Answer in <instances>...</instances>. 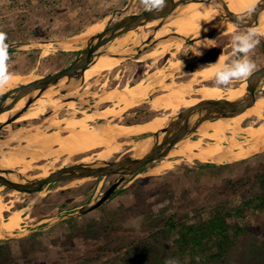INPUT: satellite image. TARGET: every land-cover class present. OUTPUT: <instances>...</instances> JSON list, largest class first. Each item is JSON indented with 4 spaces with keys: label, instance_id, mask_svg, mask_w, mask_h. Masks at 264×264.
Masks as SVG:
<instances>
[{
    "label": "rangeland",
    "instance_id": "rangeland-1",
    "mask_svg": "<svg viewBox=\"0 0 264 264\" xmlns=\"http://www.w3.org/2000/svg\"><path fill=\"white\" fill-rule=\"evenodd\" d=\"M128 1L0 0V31L7 34L9 44L24 40L68 38L73 40L72 44L65 46L42 43L38 46H26L9 51L8 71L14 76L35 75L36 77L68 66L80 50L81 42L76 36L86 30L91 23L104 21L107 26L110 21L118 20L121 15L144 9L141 0H134L133 7H127ZM246 30L248 28H237L231 33H221L214 45L207 49L210 51L215 47L214 50L203 57L196 56L195 60L183 70H179L176 75L170 76L167 81L186 80L194 75L197 69L206 65L205 62L216 59L221 52L227 55L226 62H229L234 57L232 34ZM218 38L220 39L217 43ZM136 45L137 43L131 42L126 47L133 48ZM190 49L191 46L184 44L172 51L176 52V59H179L189 54ZM250 55L256 64L255 69L264 64V36L260 37L259 43ZM154 60L153 57H147L133 58L122 64L120 61L114 62L106 71L76 90L75 94L82 98L84 105L69 107L66 104L57 111V114L61 117L74 114L84 116L85 112L95 110L96 106L103 108L110 105L114 111H118L117 116H110L109 119L97 118L95 122L90 121V123L126 121L141 123L152 119V115L162 111L153 109L150 101L153 102L157 95L165 93L163 88L154 92V99L127 109L123 103L112 100L101 101L99 95L115 86L122 87L128 83L132 86L144 78L148 70L153 72L165 67L163 75L170 72L168 52L157 59L155 68H152L151 63ZM201 83L217 85L215 80ZM233 83L238 85L241 80L232 81L230 84ZM220 86L224 89L231 87V85ZM224 91L226 93V90ZM263 93L264 89L258 95ZM164 113L165 111L159 115ZM45 116L48 117L41 115L39 118L31 119L37 120ZM249 119H255V116L244 119V124ZM27 121L25 127L43 124L44 128L48 129L47 122L43 121L40 124L33 122L28 126ZM259 124L261 123L258 122L255 126ZM49 129L59 131L61 134H69L68 131H62L55 126ZM9 130L10 128L5 129L4 134ZM213 130L210 129V132ZM147 132L152 131L144 133ZM201 135L197 131L192 138L196 139ZM136 136L140 135H133L129 140ZM126 139L116 140L120 143ZM208 142L212 143L214 139L207 137L202 141L204 144ZM0 145L9 155L13 152L17 155L34 148L38 149V146L34 144L30 146L25 140L2 139ZM104 146L96 144L86 149L66 151L55 145L56 151L52 156L45 155L41 159L32 161L29 168L22 164L18 165L22 167L21 169L19 167L14 169H19L20 172L22 170L24 176L33 177L43 172L44 165L53 169L77 160H91L97 157V151ZM122 147L121 151L108 154L105 159L122 157L131 148L129 144H123ZM175 147L169 156L149 163L144 170L129 177L98 208L83 215L65 218L21 238L3 237L5 233L0 235L3 237L0 238V264H264V212H245L242 216H237L236 220L246 226L247 230L240 237H234L233 244L228 243L226 252L221 250L222 254L212 259H202V257L212 252H219L217 247L213 248V251L209 250L199 256H193L191 253L181 252L182 248H188L189 251L191 249L188 244L182 245L179 242L182 225L189 226L210 218L214 208L241 204L243 195L249 190L255 193L264 191L257 180V173L264 164V149L243 158L244 160L206 162L194 154L196 150L174 158L172 154L180 150ZM27 156L26 162L31 159L30 155ZM176 159L178 161H175ZM163 161H168L172 166L157 170L156 168ZM16 164L18 162L12 163L11 168ZM117 178L118 175L113 174L60 181L47 185L34 194L19 190L13 194L15 190L2 185L3 189L0 193L6 196V199L15 198L17 208L25 207L19 227L6 233L27 232L49 218L85 205L97 199ZM8 216L7 211L4 217L8 218ZM42 219L44 221L41 222ZM229 220L234 221L235 218L229 216ZM171 222H175L177 226L172 228Z\"/></svg>",
    "mask_w": 264,
    "mask_h": 264
},
{
    "label": "bare ground",
    "instance_id": "bare-ground-1",
    "mask_svg": "<svg viewBox=\"0 0 264 264\" xmlns=\"http://www.w3.org/2000/svg\"><path fill=\"white\" fill-rule=\"evenodd\" d=\"M226 1L229 7L236 12H244L259 2V0ZM214 14H217V11L212 9L210 6L199 2H193L185 9L181 16L176 17L165 24L158 31L157 35L162 36L175 29L182 34L190 35L192 33L198 32L201 28V23L205 20H209ZM155 23L156 21L150 23L147 28H150ZM105 26L106 24L104 21L93 22L87 27L86 30L78 34L76 37L79 40H84L90 35L100 32L105 28ZM236 29V27L230 26L225 31H222V34L231 33ZM256 29L264 32V27ZM147 34L148 32L143 34V32L140 33L136 30H131L119 38L115 43L109 44L110 50L115 52L127 51L128 47H126V45L128 43H138L141 36H147ZM206 39V37H203L195 44V48L197 47L196 54L198 58L201 56L203 51H208L206 46L211 45V42H207ZM181 46L182 43L180 41H176L175 39H167L159 42L156 47H153L145 52L141 59L153 57L155 60L151 63V67L155 68L157 62L156 60L169 51L171 52L169 62L170 68L176 69L182 66L184 61L181 59H176V55L175 57L172 55V49H176ZM226 57L227 55L224 52H221L216 57V59L206 63L203 68L196 71L194 75L187 78L186 80L160 82V85L162 86L165 93L157 95L156 99L151 102L150 105L157 111L164 110L165 113L163 115H154L152 119L147 121L132 124H126L122 122H99L91 124L90 121L95 122L97 118L106 119L110 116H117L116 114H119L118 111H114L113 107L106 105L104 108H101V110H92L91 112L87 111L85 112L84 116H76V114H74L71 116L61 117L58 114H54L50 117H45L46 119L44 122L49 123L47 126L48 129H45L43 124L34 125L32 127L20 126L17 128L15 135L9 140H25L28 144H30V146L33 144L38 146V149L34 148L33 150H29L26 153L17 155H14V152L10 155L3 152L0 157V165L4 168H11L12 163L18 162V164L14 165L12 168L22 164L29 168L32 161L41 159L45 155L52 156L56 151L54 147L55 145L63 148V150L66 149V151L79 150L82 148L86 149L95 146L96 144L105 145L103 149L97 151V157L101 159H105L108 154L121 151L123 144H129L131 146L130 151L134 150L139 146L140 143L134 140L131 141L129 138H131L133 135H142L146 131H155L162 128L167 122L168 118L177 114L182 108L194 105L204 99L234 98L242 95L245 92V79L241 80V85L227 87L226 89L221 86H211L201 83L202 81L214 80L212 69L215 66H218L220 63L226 62ZM113 59L115 58L103 56L96 65L89 67L85 72V83L90 78L100 73ZM165 70V67L158 68L153 72L148 70L145 77L137 81L132 86H130L129 83L122 87L115 86L110 90H106L103 94L99 95V97H101V101L104 102L106 100H112L123 103L126 109L137 106L146 98H148L151 89L154 87V82L163 76ZM34 76L12 75L11 82L3 91H0V93L5 92L17 84L25 83L36 78ZM222 88L226 90V93ZM75 93L76 90L71 92L70 95H74ZM64 103L68 104L69 107L76 106L75 101L63 102L58 98H53L51 96H47L43 99L41 98L37 101L35 106L31 107L27 113L20 116L15 122H18L21 119L33 114V118H39L46 112L49 106L57 111L63 106ZM263 110L264 93L258 95L256 102L239 115L204 122L198 129V132L202 135L196 139L190 137L182 140L176 145V147H178L180 150L172 155L175 157L184 156L186 152L192 153L194 150H196L194 154L206 162H223L225 160L233 161L249 157L253 153L264 149ZM8 114L9 111L1 114L0 122L5 121L8 117ZM253 115L255 116V119H249L247 120V123L244 124L243 120ZM258 122L261 124L255 126ZM53 126L59 128L62 131L66 130L69 132V134H61L59 131L50 130L49 128ZM210 129L214 130L210 132ZM207 137L214 139V142H208L205 144L202 143V141ZM117 138L127 139L118 143L116 140ZM115 143L116 145H112ZM1 147L3 146L0 145V148ZM148 147L149 143L142 147L140 152L145 151ZM0 151L2 152L1 149ZM27 155H30L31 159L26 162V160H28L26 158ZM168 161H163L162 164H160L156 169L161 170L172 166ZM175 161L178 160L176 159ZM42 167L44 170L39 175L48 174L51 171L50 167L47 165ZM8 176L13 180L18 179L17 175L15 174H8ZM2 189L3 186L0 187V192ZM16 191L17 190H15L13 194H16ZM5 197L6 196H3L0 193V235L6 233L7 231L11 232L15 228L19 227L21 217L25 212V207L17 208L15 206V198L6 199ZM7 211L9 212V216L8 218H5L4 215Z\"/></svg>",
    "mask_w": 264,
    "mask_h": 264
},
{
    "label": "water",
    "instance_id": "water-1",
    "mask_svg": "<svg viewBox=\"0 0 264 264\" xmlns=\"http://www.w3.org/2000/svg\"><path fill=\"white\" fill-rule=\"evenodd\" d=\"M133 1L129 0L127 7H133ZM193 2L203 3L217 11L209 20L201 23L198 32L185 35L176 29L171 32L158 36V31L168 22L181 16L185 9ZM156 23L147 28L150 23ZM230 26L236 28H263L264 27V0H259L252 8L244 12L233 11L226 0H170L164 11L153 13L145 9L140 12H129L105 26L100 32L90 35L86 39L80 40V52L76 58L66 67L51 73L36 76V78L17 84L5 92L0 93V115L9 111L5 121L0 122V140L11 139L17 128L15 121L28 110L35 106L39 99L51 96L63 102L75 101L76 105H84V101L77 94L70 95L71 92L78 90L85 84V72L89 67L96 65L101 57L107 56L117 58L120 64L133 59L141 58L143 52L167 39L180 41L182 45L192 42L189 54L179 59L184 64L176 69L170 68L167 75L161 76L154 82L148 98L149 101L154 97V92L162 89L160 82H166L170 76L176 75L179 70H183L197 56L195 44L203 37H213L214 42L217 37ZM136 30L140 33L148 32L147 36H141L139 42L127 51L115 52L110 50L109 44L115 43L127 32ZM206 46V49L214 45ZM42 43H53L56 46L72 44V39H52V40H24L9 44V50H16L26 46H38ZM106 46V48L101 49ZM168 82V81H167ZM245 92L234 98L204 99L194 105L182 108L177 114L170 116L164 126L152 131L143 137L130 140L139 142V146L127 152L122 157L115 159H101L95 157L88 161L77 160L71 164H62L53 169L48 174H36L33 177L24 176L20 170L4 168L0 165V183L13 190L40 192L43 186L60 181L73 180L85 177H97L118 175V178L97 198L76 209L58 214L41 223L36 228H31L27 232L5 233L7 238H21L33 233L43 227L53 225L65 218L86 214L107 201L118 188L131 176L137 174L144 166L161 158L169 156L174 147L182 140L192 137L199 127L206 121H214L219 118L233 117L239 115L252 106L257 100V94L264 89V64L255 69L253 73L245 78ZM239 83L238 85H241ZM143 101V102H144ZM142 103V102H141ZM66 103L63 104V106ZM96 106V104H94ZM62 106V107H63ZM95 110H101L98 106ZM48 117L57 114V111L49 106L44 115ZM10 130L1 135V131ZM149 143V147L140 152L141 148ZM5 152L0 151L1 154ZM6 153V152H5ZM8 174L17 175L18 179L13 180ZM39 175V176H37ZM44 219L41 220V222ZM2 237V238H3Z\"/></svg>",
    "mask_w": 264,
    "mask_h": 264
},
{
    "label": "trees",
    "instance_id": "trees-1",
    "mask_svg": "<svg viewBox=\"0 0 264 264\" xmlns=\"http://www.w3.org/2000/svg\"><path fill=\"white\" fill-rule=\"evenodd\" d=\"M125 123L132 122L126 121ZM146 166L140 171L144 170ZM257 175V180L264 190V164ZM252 211L264 212V191L255 193L249 190L243 195L241 204L214 208L210 218L189 226L182 225L179 242L182 245L188 244L191 251L188 248H182L180 251L191 253L193 256H199L201 253L208 252L209 250L213 251V248L217 247L219 252L206 254L202 259H212L215 256L221 255V250L223 252L227 251L228 243L233 244L235 242L234 237H240L247 230V227L243 226L239 220H236V217L242 216L245 212L250 213ZM229 216L235 218V220H229ZM171 225L172 228L177 226L175 222H171Z\"/></svg>",
    "mask_w": 264,
    "mask_h": 264
},
{
    "label": "clouds",
    "instance_id": "clouds-1",
    "mask_svg": "<svg viewBox=\"0 0 264 264\" xmlns=\"http://www.w3.org/2000/svg\"><path fill=\"white\" fill-rule=\"evenodd\" d=\"M170 0H141L146 11L159 13L165 10ZM264 32L249 28L246 31H236L232 34L231 43L234 57L229 62L220 63L212 69L217 85H229L232 81L248 78L256 68L251 53L259 43ZM9 43L7 34L0 31V91H3L12 80V73L7 69L9 60ZM199 54V53H198Z\"/></svg>",
    "mask_w": 264,
    "mask_h": 264
},
{
    "label": "flooded vegetation",
    "instance_id": "flooded-vegetation-1",
    "mask_svg": "<svg viewBox=\"0 0 264 264\" xmlns=\"http://www.w3.org/2000/svg\"><path fill=\"white\" fill-rule=\"evenodd\" d=\"M123 15H121L119 18H121ZM118 18V19H119ZM113 23V21H110V24H112ZM207 39H206V41L207 42H209L210 40H211V44L214 42V38L213 37H206ZM210 39V40H209ZM219 39L220 38H218V40H217V43H218V41H219ZM131 43V42H130ZM216 43V45H218ZM191 44H192V42H190V43H187V45H189V46H191ZM153 48V47H152ZM102 49V48H101ZM215 49V47H213L210 51H212V50H214ZM148 50H150V49H147L145 52H147ZM210 51H207V52H202V54H201V56L203 57V56H205L206 54H208ZM79 52H80V50H79ZM78 52V53H79ZM145 52H143V54L145 53ZM166 53V52H165ZM168 53L171 55V52H169L168 51ZM172 55L175 57V55H176V52H174V51H172ZM201 57V58H202ZM116 61H119V59H117V58H115V59H113L100 73H102L103 71H106L107 70V68H109L114 62H116ZM204 62V61H203ZM205 63H207V62H205ZM205 66V65H204ZM203 66V67H204ZM202 67V68H203ZM199 69H201V68H199ZM199 69H197L196 71H198ZM100 73H98L97 75H95V76H93L92 78H90L87 82H89L90 80H92V79H94L95 77H97ZM194 73V72H193ZM192 73V74H193ZM195 74V73H194ZM180 76V75H179ZM181 76H182V74H181ZM179 81H182V80H179ZM86 82V83H87ZM229 85H231V86H236V84L235 83H233V84H229ZM216 86H220V85H216ZM221 87H223V86H221ZM110 89H112V88H110ZM109 89V90H110ZM156 95V94H155ZM258 95V94H257ZM151 102L152 101H150V104H151ZM104 108V107H103ZM59 109H61V107L59 108ZM58 109V110H59ZM57 110V111H58ZM160 111H162V112H158V113H155L154 115H157V114H160V113H163L164 112V110H160ZM34 115V114H33ZM33 115H30V116H27V117H25V118H23V119H21L20 121H18L19 123H14V125H15V127L16 128H18V127H20V126H26L25 124V121H27V120H33V119H31V118H33ZM154 115H152V116H154ZM48 116V115H47ZM151 116V117H152ZM46 117V116H45ZM45 117H42L41 119H37V120H33V121H31V122H29V121H27V125L28 126H31L32 125V123L34 122L35 124H40L41 122H43V121H45ZM151 117H149V118H151ZM148 118V119H149ZM147 120V119H146ZM143 121V120H142ZM145 121V120H144ZM136 122H140V121H136ZM125 123V122H124ZM132 123H134V122H132ZM22 124V125H21ZM29 124H31V125H29ZM4 133H5V131L3 130V131H1V135H4ZM148 133H150V132H147V133H144V134H142V135H140V136H136L135 138H141V137H143L144 135H146V134H148ZM128 152H130V149L128 150ZM174 158H179L178 156L177 157H174ZM16 167H19V169H21L22 167L21 166H16ZM15 168V167H14ZM13 168V169H14ZM51 170V169H50ZM38 176V175H37ZM79 179V178H78ZM73 180H75V179H73ZM66 181H72V180H66ZM64 182V181H63ZM52 184V183H51ZM2 185L3 184H1L0 183V187H2ZM47 185H50V184H47ZM47 185H45V186H47ZM45 186H43V188L45 187ZM42 188V189H43ZM10 190L12 189V188H9ZM13 190V189H12ZM23 192H27V191H23ZM27 193H30V194H34V193H36V192H27Z\"/></svg>",
    "mask_w": 264,
    "mask_h": 264
},
{
    "label": "crops",
    "instance_id": "crops-1",
    "mask_svg": "<svg viewBox=\"0 0 264 264\" xmlns=\"http://www.w3.org/2000/svg\"><path fill=\"white\" fill-rule=\"evenodd\" d=\"M55 147V146H54ZM2 150V147L0 148ZM8 154V153H7ZM9 155V154H8Z\"/></svg>",
    "mask_w": 264,
    "mask_h": 264
}]
</instances>
